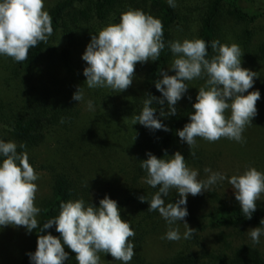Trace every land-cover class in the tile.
Listing matches in <instances>:
<instances>
[{
    "label": "trees",
    "instance_id": "trees-1",
    "mask_svg": "<svg viewBox=\"0 0 264 264\" xmlns=\"http://www.w3.org/2000/svg\"><path fill=\"white\" fill-rule=\"evenodd\" d=\"M129 8L142 10L162 22L165 47L158 61L141 63V72L134 85L136 88L132 90L134 94L129 101L121 100L116 92L104 98L99 92L100 88L95 90L94 95L99 99L95 103L100 106L95 122L104 124V128L129 118L130 141L134 146L131 165L121 169L113 166L111 159L104 160L102 149L94 145L93 139H89V136L98 137L99 133L92 132L89 127L77 133L74 144L60 148V152L55 153L57 159L37 162L31 153L44 144L47 136L69 130L78 119L76 104L72 105L70 99L76 92L77 83L74 79L77 73L74 52L83 44L82 38L91 40L97 23H119L120 14ZM47 12L52 18L53 27L47 43L42 41L31 48L28 59L23 62L10 60L11 78L31 87L22 91L21 103L16 111L10 115L0 113V129L6 127L3 130L6 135L0 138L5 142H15L18 152H27L35 172L44 171L50 178L49 192L38 203L39 226L31 231V245L18 264H33L28 253L35 252L38 234L50 233L60 237L55 225L40 233L39 227L42 228L43 223L59 214L61 202L83 199L86 206L91 203L99 207V201L105 195L117 201L122 219L135 232L129 240L134 244L135 253L129 264H264L261 251L240 239V235L235 232L236 229L250 226L261 227L264 232V225L260 224L264 219V211L257 206L251 219L246 218L239 202L229 201L214 185L197 196L189 194L187 197L188 215L185 221L196 223L193 238H182L179 249L164 258L151 260L147 257V240L168 224L158 211H147V201L139 200L141 196L150 200L159 187L154 189L145 183L147 173L140 167L141 161L148 158V152L163 158L165 153L171 156L179 151L186 164L198 171L197 178L203 180L205 177L206 164L201 153L190 150L188 145L184 146L177 135L178 130L190 122L189 114L194 113V103L178 101L175 105L176 114L162 117L161 106L153 101L156 117L169 131L151 130L139 123L133 124V118L141 113L149 94L162 98L155 88V81L162 79L161 72L166 71L174 57L168 45L176 41L174 28L179 23L177 9L169 6L168 0H59ZM223 19L246 25L240 36L246 46L253 36L250 26L264 19V9L256 6L254 0H202L197 9L196 39H203L208 45L209 59L215 55L211 42L216 40ZM78 31H81L82 37L78 36ZM259 52L264 58V44L260 46ZM164 110L167 113L166 100ZM21 144L25 148L21 149ZM191 151L195 152V156L190 154ZM74 152H79V155ZM2 160L3 157H0V163ZM163 198L166 203H175L179 195L173 189L168 197ZM210 229L217 231L212 240L205 236Z\"/></svg>",
    "mask_w": 264,
    "mask_h": 264
},
{
    "label": "clouds",
    "instance_id": "clouds-1",
    "mask_svg": "<svg viewBox=\"0 0 264 264\" xmlns=\"http://www.w3.org/2000/svg\"><path fill=\"white\" fill-rule=\"evenodd\" d=\"M168 3L175 7L174 0H168ZM52 33V18L44 10V0H0V55L23 62L28 59L29 50L39 42L47 43ZM168 46L174 55L169 69L174 70L175 75L161 72L162 79L155 81V88L162 98L149 94L141 113L133 118V124L169 131L156 117L153 101L161 106L160 116H174L177 112L175 105L188 90L186 82L206 77L192 105L194 113L189 114L190 122L178 130L177 135L190 150L195 148L198 137L209 142L221 138L243 142L242 133L257 115L260 92L248 91L253 87L257 73L241 66L240 47L235 43L228 45L213 40L211 48L215 55L209 59L208 45L203 39L173 41ZM164 47L162 22L142 10L129 8L120 14L119 23H109L91 36L82 55L87 64L83 69L84 84L89 89L106 87L116 93L123 92L133 82L135 65L158 61ZM72 99L78 102L84 99L81 86ZM88 108L93 110L91 101H88ZM20 148L25 145L21 144ZM190 154L195 156L194 151ZM0 157H3L0 163V226H23L31 232L39 226L36 217L40 209L35 204L38 187L34 183L38 176L29 163L27 152H18L15 142L0 139ZM147 157L140 164L147 173L145 183L154 189L159 187L150 200L146 196L139 197V200L147 201V211H158L169 225L162 238L179 241V228L172 226L177 221H185L188 195L197 196L226 177L205 168L210 175L206 180H199L198 171L186 164L179 151L171 156L165 153L163 158L148 152ZM228 183L242 213L251 219L257 201L264 193V172L248 167L242 174L228 178ZM173 189L179 199L175 203H166L163 197H168ZM59 209L56 217L39 227V233L55 225L60 237L50 233L38 234L35 252L28 253L33 264H64L68 259L64 245L75 253L78 264H100L99 253L110 254L123 264L132 260L134 244L129 240L135 232L122 219L117 201L105 195L99 201V207L91 203L86 206L83 199H78L61 202ZM183 224L186 229L183 238H193L196 229L190 228L186 221ZM260 224L264 225V219ZM249 230L253 244H258L262 228Z\"/></svg>",
    "mask_w": 264,
    "mask_h": 264
},
{
    "label": "rangeland",
    "instance_id": "rangeland-1",
    "mask_svg": "<svg viewBox=\"0 0 264 264\" xmlns=\"http://www.w3.org/2000/svg\"><path fill=\"white\" fill-rule=\"evenodd\" d=\"M57 1L59 0H44V10L47 11ZM201 1L202 0H174L175 8L179 13V23L174 28L176 41L183 42L185 39H196L198 29L197 9L200 7ZM254 1L256 6L264 9V0ZM109 23L114 22L110 21L107 24ZM107 24H95L94 33L98 34V30ZM244 28H246V25L243 23H237L230 19H223L220 23L216 40H219L222 44H237L242 52L241 66L257 73V77H254L253 87L248 90H258L260 92V99L256 103L257 115L253 118L252 124L246 126L242 133L243 142H237L227 138L209 142L198 137L196 146L193 148V150H198L201 153L206 168H210L212 172L221 173L226 177V179L222 181H217L214 186L218 188L229 201L232 200L233 202L236 201L235 192L228 183V178L232 175L242 174L248 167H255L258 171L264 172V58L259 52L260 46L264 44V19L250 26V29L253 31V36L246 46L243 45L240 38ZM77 34L79 37L82 35L81 31H78ZM82 42L83 44L74 52V63L77 67V73L74 79L77 82L75 90L77 91V88L81 86L84 92V99L80 102L75 101L72 99L73 95H71L70 99L72 105L74 103L76 104L75 110L79 113L78 119L74 121L73 126H71L69 130L64 129L63 131H58V133L49 134L44 144L31 153V157L40 163L57 159L55 153H58L57 151L60 152V148L64 146L68 147L69 144H74L77 140V133L89 127L92 132L99 133L98 137L92 138V136H89V139H93L95 141L94 145L100 148V150L102 149L105 155L104 160L111 159L114 162L111 164L121 169L129 168L134 157V146L130 141V120L129 118H124L118 123L115 122L110 128H104V124L95 122L97 119L96 115L100 111V106L95 103V101L99 99L94 95L95 90L98 88L89 89L86 84H84L86 77L83 75V69L87 67V64L83 61L82 55L85 52L86 46L90 43V40L82 38ZM173 59L165 71L168 72L169 75H175V71L169 69ZM10 60L11 57L0 55V113L5 115H10L12 112L16 111L21 103L20 98L22 91H26L31 87L29 84H23L11 78ZM141 65V63L135 65L133 82L127 90L119 93L121 100L129 101L134 94L132 90L136 88L134 85L138 74L141 72H139V66L141 68ZM205 80L206 77L187 81L186 83L189 86L188 90L178 103H195L198 89L204 85ZM100 90L99 92L104 98L115 93L113 90L106 87L100 88ZM244 95H247V92L244 93ZM189 97H191V99H189ZM88 101L92 102L93 110H89ZM226 115H230V113H226ZM4 128L6 127L0 129V137L6 135L3 131ZM183 143L184 146H187L186 142ZM76 145H78V143H76ZM74 153L79 155V152ZM87 163L90 164L89 161H87ZM107 166L108 165L105 167ZM190 168L192 167L190 166ZM36 174L38 179L34 181V183H36L38 191L36 193L35 204L38 207L40 200L49 192L50 178L48 173L44 171H37ZM209 175L210 173L205 172V177L202 179L206 180ZM257 206L264 211V193L261 194L260 200L257 201ZM37 218L38 215L36 219ZM184 222L185 221H179L172 226L179 228L181 239L186 231L183 224ZM186 222L190 228H194L196 225L194 221ZM168 227L169 225L162 226L157 235L147 240L145 251L148 259L158 260L179 249L181 239L179 241H169L162 238L165 236ZM251 228L255 227L250 226L236 229L235 232L240 235V239H244L245 242L257 247L264 255V232L262 231L260 242L258 244H253L249 235V229ZM216 233V230L210 229L206 231L205 236L212 240ZM30 245L31 232H28L25 227H15L11 225L0 226V264H18ZM64 250L68 253V259L64 261V264H78L75 260V253L72 252L67 245H64ZM99 255L101 258L100 264H123L122 261L114 260L110 254L99 253Z\"/></svg>",
    "mask_w": 264,
    "mask_h": 264
}]
</instances>
